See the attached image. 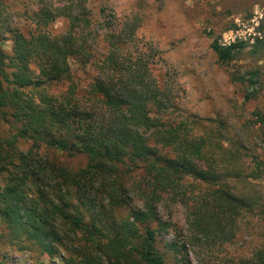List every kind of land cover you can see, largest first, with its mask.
Instances as JSON below:
<instances>
[{"label":"trees","instance_id":"16d2710c","mask_svg":"<svg viewBox=\"0 0 264 264\" xmlns=\"http://www.w3.org/2000/svg\"><path fill=\"white\" fill-rule=\"evenodd\" d=\"M60 15L69 20L65 34L44 30ZM35 18L36 33L6 29L13 46L10 53L0 47V224L12 241L49 255L61 248L71 253L68 236L82 233L84 244L71 253L81 264H165L157 238L168 225L157 205L164 195L184 197L187 179L210 190L191 204L193 239L223 234L225 223L251 209L248 201L213 189L223 177L209 161L213 154L171 120L170 94L161 83L150 85L147 64L133 57L120 28L107 24L87 37L91 25L82 11L42 9ZM2 30L0 20V46ZM217 39L211 50L221 65L246 48H220ZM259 77L254 71L235 79L251 89L247 100ZM50 152L79 155L86 164L72 170ZM138 170L141 182L131 178ZM131 190L140 208L129 219H114ZM164 248L175 255L185 249ZM75 256L66 264H77ZM239 264H264V245Z\"/></svg>","mask_w":264,"mask_h":264},{"label":"rangeland","instance_id":"374dc122","mask_svg":"<svg viewBox=\"0 0 264 264\" xmlns=\"http://www.w3.org/2000/svg\"><path fill=\"white\" fill-rule=\"evenodd\" d=\"M263 8L264 0H0V47L6 53L13 42L4 30L25 36L36 33L35 15L42 9L60 10V14L69 10L73 15L84 12L91 25L87 37L107 24L120 28L133 57L147 64L150 85L161 83L170 94L171 120L191 138L205 141L206 152L213 154L209 161L223 175L213 189L223 188L251 205L225 223L223 234L205 233L193 239L187 222L191 204L210 190L187 179L184 197L164 195L157 205L158 218L168 225L167 232L157 238L165 264H239L264 245V43L245 48L227 65L219 64L211 50L215 39L235 21H248ZM68 29V18L60 15L44 30L58 35ZM262 30L264 35L263 24ZM254 71L260 73L259 85L256 95L247 100L251 89L235 79ZM161 154L170 156L169 151ZM48 157L72 170L86 164L79 155L50 152ZM142 176L138 170L131 178L141 182ZM136 192L130 191L128 205L114 211V219H129L140 208ZM7 234L0 224V264H66L75 256L72 250L86 240L82 233L71 234L67 245L71 253L61 248L49 255L28 241L14 242ZM174 243L185 249L175 255L164 248Z\"/></svg>","mask_w":264,"mask_h":264},{"label":"built area","instance_id":"2783aa9c","mask_svg":"<svg viewBox=\"0 0 264 264\" xmlns=\"http://www.w3.org/2000/svg\"><path fill=\"white\" fill-rule=\"evenodd\" d=\"M262 24L264 25V8L248 21H235L232 28L221 33L217 43L220 48L242 45L251 49L260 46L264 43Z\"/></svg>","mask_w":264,"mask_h":264}]
</instances>
